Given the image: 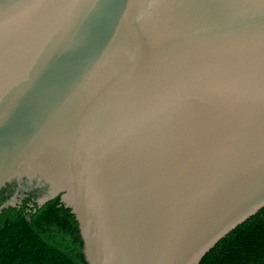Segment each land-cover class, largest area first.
I'll list each match as a JSON object with an SVG mask.
<instances>
[{"label":"water","instance_id":"obj_1","mask_svg":"<svg viewBox=\"0 0 264 264\" xmlns=\"http://www.w3.org/2000/svg\"><path fill=\"white\" fill-rule=\"evenodd\" d=\"M5 189L89 264H200L264 208V0H0Z\"/></svg>","mask_w":264,"mask_h":264},{"label":"trees","instance_id":"obj_2","mask_svg":"<svg viewBox=\"0 0 264 264\" xmlns=\"http://www.w3.org/2000/svg\"><path fill=\"white\" fill-rule=\"evenodd\" d=\"M0 215V264H89L80 225L61 197L42 208L25 193ZM5 189L0 205L11 199ZM200 264H264V208L212 249Z\"/></svg>","mask_w":264,"mask_h":264}]
</instances>
